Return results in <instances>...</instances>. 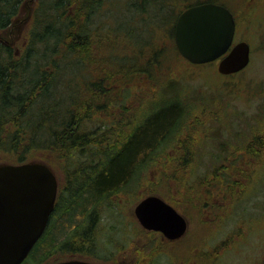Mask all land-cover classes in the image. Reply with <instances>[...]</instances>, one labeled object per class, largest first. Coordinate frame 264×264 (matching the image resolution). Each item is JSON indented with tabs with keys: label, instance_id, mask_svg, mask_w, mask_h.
<instances>
[{
	"label": "trees",
	"instance_id": "obj_1",
	"mask_svg": "<svg viewBox=\"0 0 264 264\" xmlns=\"http://www.w3.org/2000/svg\"><path fill=\"white\" fill-rule=\"evenodd\" d=\"M24 1L0 0V34L20 15ZM184 1L34 0L20 50L0 40V164L42 162L67 175L63 218L57 226H47L34 244L39 243L38 260L70 238L84 240L101 201L127 194L144 176L146 182L168 186L174 192L170 198L186 202L193 193L188 175L194 178L205 187L195 199L205 198L202 206L212 211L204 223H227L229 208L247 212L246 203L264 180V115L244 140L220 145V162L211 169L214 178L197 176L196 163L186 158V135L195 128L189 93L183 92L188 87L173 88L182 77L172 63L188 61L179 54L173 34ZM110 8L118 14L109 12L110 19L97 15ZM135 26L142 34L134 35ZM137 84L139 90L133 88ZM133 95L139 96L137 105L144 103L142 114L131 106ZM223 96L201 101L215 104ZM201 143L208 144L206 139ZM56 177L59 191L62 181ZM223 208L220 216L216 210ZM235 238L230 234L219 244L225 249ZM139 261L134 264H144Z\"/></svg>",
	"mask_w": 264,
	"mask_h": 264
},
{
	"label": "rangeland",
	"instance_id": "obj_2",
	"mask_svg": "<svg viewBox=\"0 0 264 264\" xmlns=\"http://www.w3.org/2000/svg\"><path fill=\"white\" fill-rule=\"evenodd\" d=\"M33 3L34 0H25L21 6L20 15L0 34V40L12 45L16 52L20 50L23 42ZM116 8L120 7L116 6ZM114 11L115 9L111 8L109 11L103 9L99 10L97 15L108 17V13ZM114 13L118 14V12ZM123 15H125L124 12L121 13V17ZM108 18L110 19V16ZM132 27L134 26L131 25ZM142 32L139 26H135L134 35H140ZM241 40L246 41L250 46V61L244 69L237 73H219L216 67L217 61L192 64L179 60L177 63H172L177 68L176 73L182 77L177 78L180 82L174 83L173 88L181 87L182 89L184 85L188 87L187 89L185 87L183 92L189 93L194 112L190 120L194 121L195 128L191 131L189 128L187 131V134L190 131L189 138L186 135V138L190 140V156L186 158L189 162L191 160L196 163L198 177L207 174L209 179L214 178L211 169L220 162V147H228L231 143L236 144L238 140H244L246 133L248 134L253 129L251 127H257V123L262 118L259 115H264V16L256 13L245 28L240 23L235 29L233 43ZM167 61L171 60L167 59ZM162 69L165 67L163 66ZM176 73V77H180ZM133 88L139 90L138 84ZM157 93L156 96L159 98L160 90H157ZM218 93H224L225 96L218 98L215 104L213 101H201ZM133 96L130 103L134 102L135 104L131 106L136 107L139 96ZM143 104L137 105L138 109L135 108L134 111L136 114L138 111L140 114L144 112L141 107ZM195 139L198 143L200 139H206L208 144H196L192 141ZM221 144L223 145L220 146ZM45 155L47 158V154ZM52 156L49 154L48 158L55 159ZM175 165L176 163L168 170L171 177L175 174ZM58 169L59 172L54 169L53 171L57 176L59 175L62 184L59 181L61 185H59L57 195V207L50 217L48 228L57 226L63 218V211L60 210L67 197V191L64 188L67 175L63 169ZM154 175L152 174L153 179ZM143 178L139 183L127 188V194L120 193L119 196L114 195L101 201L95 212L96 218L84 240L67 238L66 245L54 248L44 256L43 260H38L41 257L38 253V243L32 247L21 264H51L59 260L78 257L102 264H134L138 260L144 264H264V180L257 183L258 190H255L249 203H246L247 212L241 214L238 213L239 210L230 209L229 200L225 198L224 201L228 204L230 212L232 211L231 218L227 223L217 226L215 223L210 225L202 220V218L208 220V214L212 211L202 206L205 198L195 199V194L205 191V187L197 184L190 175H188L187 183L192 186L193 193L191 194L192 199L187 202L176 195L170 198L174 192H170L164 183L151 184L146 182L145 176ZM139 184L141 187H138ZM135 186L137 188L132 189ZM199 186H201L200 190ZM210 186L214 185L210 184ZM149 194L159 195L167 202L170 201L168 198L179 201L177 205L171 201L169 203L187 219L188 229L184 236L170 241L160 232L146 230L140 225L134 214V207ZM216 211L221 216L224 208ZM220 216H217L218 221ZM50 232L47 231L45 236L48 241L51 239ZM230 234L236 238L229 247L227 243L225 246L228 248L224 249L219 242ZM87 248L91 249L88 251ZM74 249L82 251L76 250V253ZM156 250L159 251L155 252ZM206 251L214 253L213 257L203 259L197 256L198 253Z\"/></svg>",
	"mask_w": 264,
	"mask_h": 264
},
{
	"label": "water",
	"instance_id": "obj_3",
	"mask_svg": "<svg viewBox=\"0 0 264 264\" xmlns=\"http://www.w3.org/2000/svg\"><path fill=\"white\" fill-rule=\"evenodd\" d=\"M235 22L223 5L203 3L183 10L174 25L179 54L193 64L217 61L221 74H233L250 61L246 41L233 43ZM58 183L42 162L0 164V264H21L39 240L54 209ZM140 225L170 241L185 235L187 219L156 194L142 198L134 207ZM51 264H98L64 260Z\"/></svg>",
	"mask_w": 264,
	"mask_h": 264
},
{
	"label": "flooded vegetation",
	"instance_id": "obj_4",
	"mask_svg": "<svg viewBox=\"0 0 264 264\" xmlns=\"http://www.w3.org/2000/svg\"><path fill=\"white\" fill-rule=\"evenodd\" d=\"M208 2L220 4V5H223L224 7H226L231 12V14L233 16V19L235 22V29L240 25V23L243 24V28L247 27V23L251 22V19H253L254 15H256V13L260 16H264V0H229V1L228 0H193V1L185 0L184 1V7L181 8L180 10L178 9L179 11L177 12V15L175 16L174 25H175V22H176L178 15L183 10H185L191 6H194V5L208 3ZM231 2H233V4ZM234 33H235V31H234ZM57 195H58V190H57ZM57 195H56L55 203L57 201ZM56 207H57V205L55 204L54 209H53L50 217H52ZM50 217H49V220H50ZM49 220H48V223L46 225V228H47V226L50 225ZM46 228H45L44 232L46 231ZM89 230H90V228H89ZM43 233H42V235H43ZM42 235H41V237H42ZM90 249L91 248H87L88 251ZM74 250L76 253H77V251H82L79 249H74ZM79 253H81V252H79ZM65 260H83V261H90V262L102 264L98 261L87 260V259H83V258H79V257L73 258V259H65ZM59 261H64V260H59ZM56 262H58V261H56Z\"/></svg>",
	"mask_w": 264,
	"mask_h": 264
}]
</instances>
